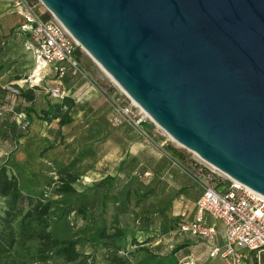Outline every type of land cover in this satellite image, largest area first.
Here are the masks:
<instances>
[{
  "label": "rangeland",
  "instance_id": "1",
  "mask_svg": "<svg viewBox=\"0 0 264 264\" xmlns=\"http://www.w3.org/2000/svg\"><path fill=\"white\" fill-rule=\"evenodd\" d=\"M12 46L5 50L0 44V71L5 70L8 77L5 86H0V164L17 178L25 195L51 201L53 222L47 230L77 238L80 256L72 262L55 256L41 260L37 240L17 239L10 252L0 255V264H121L118 259L123 264H175L173 252L189 242L188 233L180 229L189 221L186 214H171L178 188L185 183L180 174H192V186L199 189L197 177L217 187L229 177L174 141L143 111L145 121L138 128L111 127L107 116L113 99L129 98L81 48L76 53L82 71L79 77L87 86L78 81L72 91H64L65 97L84 108L77 113L67 105L55 108L60 117L66 113L70 118L65 124L52 114L46 118L41 110L47 103L63 100L52 98L43 89L42 79L51 84L48 74L36 83L38 69L22 42ZM23 93L34 97L27 99ZM29 106L34 110L28 111ZM135 170H150L152 176H137ZM210 170L213 173L208 175ZM67 172L78 177L73 183L75 191L59 193L58 177ZM106 176L114 178L111 186L108 182L97 186ZM149 191L154 196L142 197ZM79 194L87 200V217L70 213L65 219L64 207ZM114 194L119 197L118 206ZM4 207L0 197V213ZM12 224L18 233L19 217ZM98 225L110 234L119 230L121 235L99 237L94 232ZM30 226L38 228L35 222ZM256 261L264 262L263 252Z\"/></svg>",
  "mask_w": 264,
  "mask_h": 264
},
{
  "label": "water",
  "instance_id": "2",
  "mask_svg": "<svg viewBox=\"0 0 264 264\" xmlns=\"http://www.w3.org/2000/svg\"><path fill=\"white\" fill-rule=\"evenodd\" d=\"M174 141L264 195V0H40Z\"/></svg>",
  "mask_w": 264,
  "mask_h": 264
},
{
  "label": "built area",
  "instance_id": "3",
  "mask_svg": "<svg viewBox=\"0 0 264 264\" xmlns=\"http://www.w3.org/2000/svg\"><path fill=\"white\" fill-rule=\"evenodd\" d=\"M10 3L20 17L12 35L23 38L24 51L29 53L38 69L36 83L40 84L39 80L45 74L52 75L51 84L42 79L45 83L43 89L54 99L63 98L66 95L61 86L63 76L68 71L74 75L82 73L76 55L81 47L40 0H11ZM144 121L141 108L130 98L129 101L120 96L113 99L107 117L111 127L129 125L138 128ZM211 173L212 170L207 174ZM196 182L202 192L195 202L194 219L182 224L180 229L211 243L218 235L222 236V243L209 245V259L219 258L226 264H243L250 253L258 259L259 253H264V195L230 177L221 187H214L200 177ZM209 220L222 223L224 229L218 231ZM179 263L198 264L193 258Z\"/></svg>",
  "mask_w": 264,
  "mask_h": 264
},
{
  "label": "trees",
  "instance_id": "4",
  "mask_svg": "<svg viewBox=\"0 0 264 264\" xmlns=\"http://www.w3.org/2000/svg\"><path fill=\"white\" fill-rule=\"evenodd\" d=\"M13 28L11 29V34L13 32ZM78 52L80 51L78 50ZM23 95L30 100L34 97V94L28 96L23 93ZM60 100L63 101L59 104L48 102L47 108L42 109L41 112L46 118H48V115L52 114V118H59V123L65 124L70 121V118L66 113L62 114L60 117L55 112V108L59 109L64 105H67L69 108L74 105V102L72 99L65 96ZM27 109L28 111L34 110L32 106H29ZM27 118L28 122H30V115H27ZM146 172H149V175L145 176ZM133 174L143 176L145 178L152 176V172L150 170H135ZM77 179V175L70 172L60 175L58 177L59 186L57 192H74L75 189L73 187V183H75ZM112 180H114L113 177L106 176L97 183V186H101L107 182L110 183L109 186H111ZM211 185L217 187V184ZM149 196H154L153 191H149L142 195V197ZM0 197L3 198L5 203L2 213H0V255L10 252L14 244L17 242V239H21V241L37 240L38 247L36 252L41 260L55 256L66 262H72L80 256L76 247L78 244L77 238L74 236L68 237L61 232H51L47 230L48 226L53 222V219L49 216L51 201L43 200L40 197H34L31 194L25 195L20 189L17 178L12 174L7 173L6 166L3 163L0 164ZM113 201L114 204L118 206L119 197L117 194L113 195ZM70 213L80 215L83 218L87 217V200L83 194L77 195L71 204L64 207L63 214L65 219ZM18 217L19 231L16 233L12 223ZM31 222H35L38 228L35 229L31 227ZM94 232L99 237L107 238L113 236V234H115V236L121 235L119 230H115L114 233L111 234L107 233L104 226L101 227V225H98ZM118 260L121 261V264L124 263L121 259ZM254 264H256V261Z\"/></svg>",
  "mask_w": 264,
  "mask_h": 264
},
{
  "label": "crops",
  "instance_id": "5",
  "mask_svg": "<svg viewBox=\"0 0 264 264\" xmlns=\"http://www.w3.org/2000/svg\"><path fill=\"white\" fill-rule=\"evenodd\" d=\"M10 1L11 0H0V44L3 45L5 50H9L15 41L22 42L23 39L22 37H15L10 33L11 29L20 21V17L12 10ZM5 74H7L5 70L0 71V86H5L4 84L6 83V78H8ZM79 76V74L73 75L70 71H68L61 79V86L63 89L72 91L74 87H77L78 81H81L84 84L83 86H87V82L80 80L81 77ZM51 77L53 76L51 75ZM88 92H90V95L92 94V91L89 90ZM73 102L74 105L71 106V108H74V113L81 112L84 107L80 103H77V101L74 99ZM180 176L185 180V183L181 184L178 188L177 196L174 199L175 208L171 214L178 215L180 212H183V215L186 214V217L189 219L187 223H190L194 219L196 213L195 202L200 196L202 189L192 186V180L189 178L192 176V174H180ZM211 221L212 220H209V222ZM215 227L220 232L224 229L223 224L220 222L215 223ZM187 239L189 242L184 247H182V249H179L177 252H173V261L175 264L187 257L196 259L200 261L201 264H222L224 262L219 258L209 259L207 256L209 245L222 243V236L218 235L212 243L206 241L203 238L191 236L189 233ZM252 257H254V255L250 253L247 256V259L244 260L243 264H254L257 258L252 261ZM150 264L153 263L151 262ZM258 264H264V262L262 263L259 261Z\"/></svg>",
  "mask_w": 264,
  "mask_h": 264
},
{
  "label": "bare ground",
  "instance_id": "6",
  "mask_svg": "<svg viewBox=\"0 0 264 264\" xmlns=\"http://www.w3.org/2000/svg\"><path fill=\"white\" fill-rule=\"evenodd\" d=\"M88 54V53H87ZM89 55V54H88ZM90 56V55H89ZM97 64V63H96ZM98 65V64H97ZM99 66V65H98ZM105 72V71H104ZM106 73V72H105ZM107 74V73H106ZM108 75V74H107ZM108 77H110L109 75H108ZM142 110V109H141ZM143 111V110H142ZM144 112V111H143ZM145 113V112H144ZM143 113V114H144ZM146 114V113H145ZM147 115V114H146ZM148 116V115H147ZM211 166V165H210ZM213 169H215V170H218V169H216L215 167H213V166H211ZM221 172V171H220ZM224 174V173H223ZM227 176V175H226Z\"/></svg>",
  "mask_w": 264,
  "mask_h": 264
}]
</instances>
